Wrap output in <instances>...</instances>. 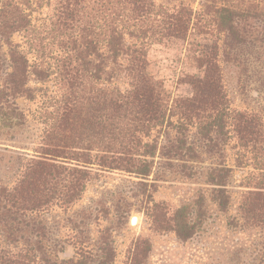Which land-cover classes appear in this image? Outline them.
Returning a JSON list of instances; mask_svg holds the SVG:
<instances>
[{
	"label": "trees",
	"instance_id": "1",
	"mask_svg": "<svg viewBox=\"0 0 264 264\" xmlns=\"http://www.w3.org/2000/svg\"><path fill=\"white\" fill-rule=\"evenodd\" d=\"M43 7L50 14L37 18ZM191 34L211 42L190 43L197 73L181 81L191 96L174 98L149 74L148 50ZM244 49L258 50L257 59L264 54V0H202L198 10L156 0H0V135L13 141L27 124L19 99L38 101L40 127L13 182L0 184V264H114L108 228L92 240L89 223L75 215L70 237L57 239L45 214L78 203L93 170L137 178L145 193L158 154L196 162L231 142L258 172L254 189L242 195L239 219L228 225L264 229V116L231 107L221 65ZM230 173L224 162L206 173L209 198L221 211L230 205ZM149 203L152 228L181 241L205 217L201 193L172 214ZM151 250L137 238L123 264H146Z\"/></svg>",
	"mask_w": 264,
	"mask_h": 264
},
{
	"label": "rangeland",
	"instance_id": "2",
	"mask_svg": "<svg viewBox=\"0 0 264 264\" xmlns=\"http://www.w3.org/2000/svg\"><path fill=\"white\" fill-rule=\"evenodd\" d=\"M201 1L156 0L167 7L185 3L194 10L200 8ZM39 12L40 15L35 13V16L43 18L50 14V9L43 7ZM195 42L210 44L211 40L205 35L191 34L186 41L156 42L149 47L148 72L161 80L174 98L191 96L190 86L181 80L197 73L192 59L197 46H190ZM255 52L244 49L236 62H222L223 81L233 109L264 116V54L257 59ZM48 85L55 89L52 83ZM37 102L19 99L17 103L27 115V124L14 134L13 141L0 135V184H11L21 154H32L40 132L39 124L34 120ZM239 154L232 142L216 154H201L196 162L166 159L158 154L154 173L145 181L149 183L145 193L136 185L137 178L119 172L93 170L82 199L67 211L51 209L45 214V222L52 237L57 239L70 237L68 220L75 215L89 223L92 240H97L98 232L108 228L116 249L114 264L124 263L127 249L137 238L151 243L152 250L146 264H264V229H240L228 225L230 220L239 219L242 195L254 189L253 178L258 172L254 169V160H246ZM221 162L231 168L226 188L230 205L226 211L219 210L210 200L211 187L206 183V173ZM200 193L205 196V217L191 239L181 241L172 232L152 228L153 211H148L152 207L151 199L172 214L177 207L190 203ZM133 216L138 219L135 226L130 224ZM71 254L72 249L68 248L66 255Z\"/></svg>",
	"mask_w": 264,
	"mask_h": 264
},
{
	"label": "water",
	"instance_id": "3",
	"mask_svg": "<svg viewBox=\"0 0 264 264\" xmlns=\"http://www.w3.org/2000/svg\"><path fill=\"white\" fill-rule=\"evenodd\" d=\"M137 217H135V216H133L132 218H131V221H130V224L132 225V226H135L136 224H137V220L138 219H136Z\"/></svg>",
	"mask_w": 264,
	"mask_h": 264
}]
</instances>
